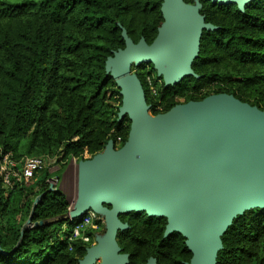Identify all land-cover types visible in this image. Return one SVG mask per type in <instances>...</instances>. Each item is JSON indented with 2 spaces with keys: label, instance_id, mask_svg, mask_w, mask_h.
<instances>
[{
  "label": "trees",
  "instance_id": "1",
  "mask_svg": "<svg viewBox=\"0 0 264 264\" xmlns=\"http://www.w3.org/2000/svg\"><path fill=\"white\" fill-rule=\"evenodd\" d=\"M200 4L213 28L203 29L195 75L165 84L152 63L132 64L149 110L160 113L209 94L227 93L264 111V0L236 3L183 0ZM162 0H0V159L10 152L55 156L57 169L43 168L31 180L4 186L0 181V264H79L89 236L69 238L73 221L64 193L48 191L49 179L71 157L84 159L112 139L126 140L127 117H118L121 95L105 61L124 47L121 31L133 42L150 43L163 18ZM55 187V186H54ZM40 195L35 209L31 206ZM30 216V224L23 227ZM126 264H186L191 252L184 236H164L165 216L145 211L118 214ZM67 229L63 230V226ZM214 264H264V207L236 214L220 235Z\"/></svg>",
  "mask_w": 264,
  "mask_h": 264
},
{
  "label": "water",
  "instance_id": "2",
  "mask_svg": "<svg viewBox=\"0 0 264 264\" xmlns=\"http://www.w3.org/2000/svg\"><path fill=\"white\" fill-rule=\"evenodd\" d=\"M211 1L243 9L250 0ZM187 4L162 0L163 22L154 39L133 42L123 29L124 47L105 61L121 95L118 117H127L129 129L119 148L109 139L101 151L77 161V197L67 218L91 209L104 217L105 228L79 264L99 258L98 264L127 263L115 239L127 227L118 214L127 211L165 216L163 235L180 232L192 254L186 264H214L220 235L233 217L264 207V111L216 93L150 116L141 82L131 72L132 64L150 62L165 84L195 75L191 63L201 32L213 26L200 15L198 2ZM54 189L50 183L48 191ZM30 222L29 216L23 227ZM142 264H156L155 258Z\"/></svg>",
  "mask_w": 264,
  "mask_h": 264
},
{
  "label": "built area",
  "instance_id": "3",
  "mask_svg": "<svg viewBox=\"0 0 264 264\" xmlns=\"http://www.w3.org/2000/svg\"><path fill=\"white\" fill-rule=\"evenodd\" d=\"M117 140V142H114V148L120 147V138L118 137ZM70 160L74 161L75 158L71 157ZM46 167L49 170L57 168L55 156H25L18 163L12 158L11 153L7 152L0 159V181L4 186H12L15 181L28 182L34 173ZM54 181L51 182L54 184ZM71 221H73V227L69 238L81 237L85 241L89 240V236L84 233L85 229L89 228L95 231L104 225V217L91 209Z\"/></svg>",
  "mask_w": 264,
  "mask_h": 264
},
{
  "label": "rangeland",
  "instance_id": "4",
  "mask_svg": "<svg viewBox=\"0 0 264 264\" xmlns=\"http://www.w3.org/2000/svg\"><path fill=\"white\" fill-rule=\"evenodd\" d=\"M190 5H193V4H190ZM131 72H133V71H131ZM212 94H216V93L209 91L208 95H212ZM181 101L182 100H180V103H183ZM147 114L150 116L155 115L149 110V108H148ZM84 157H85L84 159H86V158H89L91 156H89L88 154H84ZM78 160H80V159L75 158L74 161L70 160V159L67 160V162L65 163L64 167L60 170V172L56 175L54 173V176L51 177L52 180H55L54 181L55 188L61 190L64 193L66 200L68 202V210L65 214H63L61 216V218H63V219L68 217V211L73 208L74 202H75L76 197H77V161ZM56 169L57 168H54V169H51L49 171H54ZM51 179L49 180L50 183H52ZM67 228H68L67 225L63 226V230H66ZM104 230H105L104 225H102V227H99L97 230L91 232L92 237H93V241H92L91 246L95 245L97 243L96 239L104 233ZM99 261H100V258L97 259L95 264H98Z\"/></svg>",
  "mask_w": 264,
  "mask_h": 264
}]
</instances>
